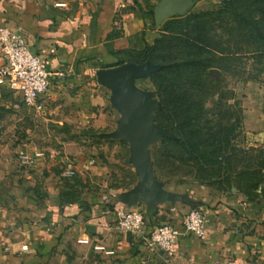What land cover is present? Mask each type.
<instances>
[{
    "label": "crops",
    "instance_id": "1",
    "mask_svg": "<svg viewBox=\"0 0 264 264\" xmlns=\"http://www.w3.org/2000/svg\"><path fill=\"white\" fill-rule=\"evenodd\" d=\"M125 5H134L133 0H0V24L18 29L49 68L74 82L92 66H116L124 50L149 42L154 14L143 13V5L141 11H123ZM63 80L58 79L52 97ZM6 98L0 87V99ZM242 115L245 133L264 148V86L250 87ZM43 160L44 152L32 164ZM43 167L0 189V264H264V192L248 200L236 190L214 197L201 187L184 199L176 196L165 216L157 207L149 215L154 225L180 224L193 208L206 214L205 236L183 234L168 254L147 247L141 235L116 229V212L129 205L117 198L111 206L92 200L75 166ZM37 185L44 197L35 193Z\"/></svg>",
    "mask_w": 264,
    "mask_h": 264
},
{
    "label": "rangeland",
    "instance_id": "2",
    "mask_svg": "<svg viewBox=\"0 0 264 264\" xmlns=\"http://www.w3.org/2000/svg\"><path fill=\"white\" fill-rule=\"evenodd\" d=\"M134 1V5H125L123 11L128 9L141 11L143 5L146 9L143 13L152 17V8L159 0ZM222 4L223 0H194L180 13L170 14L162 22H154L153 27L149 29L148 43L153 46L154 40L163 37L166 30L168 33L164 37L167 36V43L170 45L171 39L178 36L176 32H180V27L184 25L188 30L184 18L190 25L195 22V19L189 18L193 14L205 12L206 15L200 16V19L217 17L227 21L230 15L227 12H218ZM208 23L211 24L209 21ZM184 31L183 29L182 32ZM211 31L210 36L221 34L219 28ZM150 51L143 55L139 49H126L121 59L138 61L144 56L149 57ZM158 53L166 56L164 63L171 66L179 55L184 54V48L177 52L174 46L162 49ZM230 62V66L224 69L211 67L207 72L217 79L219 86L234 91L235 107L240 108L243 114L244 97L250 92V87L264 86V56L232 57ZM97 70L92 66L90 73L76 76L74 82L67 80L68 75L65 74L64 80L60 82L58 94L50 97L49 104L43 112H36L21 105L14 106V101L10 98L0 99V189L5 190L2 185H13V181L27 178L30 173L43 166L45 168L53 165L60 169L61 166L70 164L83 174L85 182L82 189L87 196L91 195L92 200L111 206L110 201L117 198V201L129 205V209L139 210L148 218L154 213L149 207L155 208V211L157 207H162L161 214L165 216L163 212L167 211L175 200L162 201L155 206H149L143 197L136 198L129 204L125 201L136 196L133 192L135 188L141 191L143 187L130 161L129 140L110 135L117 128L120 113L110 102V89L97 81ZM185 73L186 70H182L181 74ZM177 74L180 73H176L174 69L168 71L170 79L177 80L175 77ZM149 76L135 79L133 85L141 91L150 93L151 100L158 103V107L151 111L154 120V114L160 107V100L156 86ZM185 87L187 88V85ZM154 122L157 123L155 120ZM162 138L152 140L147 147L151 173L158 188L182 199L188 197L192 190L197 191L201 187L207 188L209 195L214 197L236 190L234 187L230 189L231 185L227 186L226 183L219 188L199 181L191 170L190 163L178 159L182 151H176L174 147L163 142ZM233 142L244 150L260 147L245 133L243 117ZM34 150L44 152L43 163L37 166L22 164L20 154L31 153ZM262 191L264 182L259 184L256 195L259 196ZM243 196L247 198L244 194ZM179 214L182 216L181 211ZM149 220V226L154 225L150 218Z\"/></svg>",
    "mask_w": 264,
    "mask_h": 264
},
{
    "label": "trees",
    "instance_id": "3",
    "mask_svg": "<svg viewBox=\"0 0 264 264\" xmlns=\"http://www.w3.org/2000/svg\"><path fill=\"white\" fill-rule=\"evenodd\" d=\"M218 12H227L230 19H200L205 12L190 15L195 22L190 25L184 18L188 30L184 25L180 27L170 45L167 36L164 37L168 32L164 30L163 37L155 39L153 46L142 41L138 47L143 55L151 50L149 57L138 61L119 58L115 65L147 60L161 64L149 77L160 100L154 120L169 131L162 141L182 151L178 159L190 163L202 183L219 188L226 183L248 200H254L259 184L264 182V150L261 147L244 150L233 142L242 113L235 107L234 91L219 86L207 69H224L230 66L232 57L264 56V0H223ZM214 28H219L221 34L210 36ZM174 46L177 52L184 48V54L171 66L165 65L166 56L158 52ZM169 69L180 73L175 76L177 80L168 77ZM184 69L186 73L182 75ZM35 193L45 196L40 194L38 185ZM149 210L155 212V208Z\"/></svg>",
    "mask_w": 264,
    "mask_h": 264
},
{
    "label": "built area",
    "instance_id": "4",
    "mask_svg": "<svg viewBox=\"0 0 264 264\" xmlns=\"http://www.w3.org/2000/svg\"><path fill=\"white\" fill-rule=\"evenodd\" d=\"M57 5L64 6V3ZM63 76V71L49 68L45 58L31 50L18 29L0 24V87L6 89L14 106L21 105L43 112L52 97L53 87ZM42 155V151L34 150L31 153L22 152L19 158L22 164L29 165ZM66 173L70 175L73 171L68 169ZM206 221L205 212L193 208L185 214L180 224L169 221L148 228L141 211L122 208L116 212L115 227L121 232L141 235L147 247L170 254L183 234L204 237ZM26 248V244L21 246L23 250Z\"/></svg>",
    "mask_w": 264,
    "mask_h": 264
},
{
    "label": "water",
    "instance_id": "5",
    "mask_svg": "<svg viewBox=\"0 0 264 264\" xmlns=\"http://www.w3.org/2000/svg\"><path fill=\"white\" fill-rule=\"evenodd\" d=\"M193 2L194 0H159L153 8L155 22H162L170 14L180 13ZM160 68V64L145 61L125 62L96 71L97 81L110 89V102L120 113L117 128L110 135L129 140L130 161L143 187L141 191L137 188L133 190L136 196L126 199L127 204L139 197H143L149 206L177 198L158 188L151 173L147 147L152 140L168 135L166 128L153 120L151 111L158 107V103L151 100L150 93L141 91L133 85L135 79L147 77Z\"/></svg>",
    "mask_w": 264,
    "mask_h": 264
}]
</instances>
